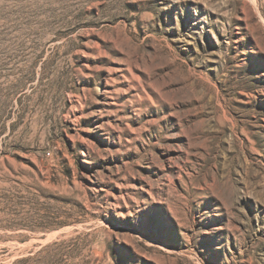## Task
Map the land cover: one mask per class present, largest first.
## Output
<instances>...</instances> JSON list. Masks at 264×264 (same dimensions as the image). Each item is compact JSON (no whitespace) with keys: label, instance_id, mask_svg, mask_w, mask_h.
I'll use <instances>...</instances> for the list:
<instances>
[{"label":"rangeland","instance_id":"obj_1","mask_svg":"<svg viewBox=\"0 0 264 264\" xmlns=\"http://www.w3.org/2000/svg\"><path fill=\"white\" fill-rule=\"evenodd\" d=\"M65 4L0 34V264H264V0Z\"/></svg>","mask_w":264,"mask_h":264},{"label":"trees","instance_id":"obj_2","mask_svg":"<svg viewBox=\"0 0 264 264\" xmlns=\"http://www.w3.org/2000/svg\"><path fill=\"white\" fill-rule=\"evenodd\" d=\"M13 3L8 6L0 19L3 25L0 28V34H8L11 45L17 42L22 44L27 38L37 40L46 35L47 30H52L49 26L57 20H63L71 15L70 6L65 4V0H12ZM50 29H49V28ZM15 34V35H14ZM13 35V36H12ZM21 38L23 40H21ZM56 244V243H55ZM53 244L45 246L38 251L49 249ZM32 259V256L18 258L13 264H22Z\"/></svg>","mask_w":264,"mask_h":264},{"label":"bare ground","instance_id":"obj_3","mask_svg":"<svg viewBox=\"0 0 264 264\" xmlns=\"http://www.w3.org/2000/svg\"><path fill=\"white\" fill-rule=\"evenodd\" d=\"M256 6V0H250ZM55 234L50 235L46 240L53 238Z\"/></svg>","mask_w":264,"mask_h":264}]
</instances>
